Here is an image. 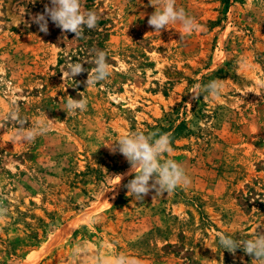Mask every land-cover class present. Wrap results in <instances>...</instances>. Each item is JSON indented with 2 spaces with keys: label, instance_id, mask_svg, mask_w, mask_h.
<instances>
[{
  "label": "rangeland",
  "instance_id": "1",
  "mask_svg": "<svg viewBox=\"0 0 264 264\" xmlns=\"http://www.w3.org/2000/svg\"><path fill=\"white\" fill-rule=\"evenodd\" d=\"M81 3L99 19L75 38L32 22L50 0H0V264H251L218 234L264 233V0H176L199 25L191 33L154 32L149 0ZM98 50L106 80L87 88V72L67 75L72 63L94 68ZM212 80L221 95L193 99ZM68 96L86 110L64 111ZM12 113L47 132L14 139ZM135 131L168 134L162 159L190 182L127 194L134 174L108 146Z\"/></svg>",
  "mask_w": 264,
  "mask_h": 264
},
{
  "label": "clouds",
  "instance_id": "2",
  "mask_svg": "<svg viewBox=\"0 0 264 264\" xmlns=\"http://www.w3.org/2000/svg\"><path fill=\"white\" fill-rule=\"evenodd\" d=\"M149 3L155 9L148 18V24L154 28V32L161 33L163 29H168L172 24H179L184 33H191L199 27L194 17L187 14L183 8L176 6V0H149ZM49 19L62 32H71L75 34V38H80L85 27L88 29L96 27L99 18L94 11L83 9L81 0H50V6L45 5L44 13L33 16L32 22L39 26L40 31L47 33ZM24 22L23 20L22 23ZM19 24L21 23L16 26ZM93 63L95 67L90 71L85 69L82 63L69 64L67 75L73 79L87 72V88L95 87L99 82L106 80L111 73L106 53L103 50L95 53ZM222 89V81L212 80L206 85H197L191 94L193 99H198L202 95L206 99H215L221 95ZM86 107L87 101L83 97L74 99L68 96L63 110L67 113H74L77 110L85 111ZM12 118L17 119L19 124L14 139L31 142L37 135L47 132V126L26 129L25 121L19 119L16 113H12ZM108 147L113 152L118 151L129 162L128 175L134 174V178L126 185L127 194L134 197L136 201H142L150 191H154L155 196L164 195L190 182L180 163L173 159H162L164 153L171 151L168 134L157 136L156 134L146 135L139 131L130 132ZM116 176H119L121 181L122 176ZM7 211V208L0 204V221L6 218ZM218 245L232 254H235L237 249H243L247 255L252 257L251 264H264V233L258 230L252 238L248 239H237L232 235L220 233L218 234ZM220 261H216L217 264H220ZM112 264H134V262L120 255Z\"/></svg>",
  "mask_w": 264,
  "mask_h": 264
},
{
  "label": "bare ground",
  "instance_id": "3",
  "mask_svg": "<svg viewBox=\"0 0 264 264\" xmlns=\"http://www.w3.org/2000/svg\"><path fill=\"white\" fill-rule=\"evenodd\" d=\"M76 222H78V221H76ZM71 233V232H70Z\"/></svg>",
  "mask_w": 264,
  "mask_h": 264
}]
</instances>
